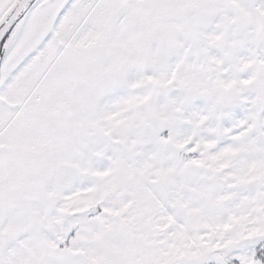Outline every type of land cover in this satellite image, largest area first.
Here are the masks:
<instances>
[{
	"label": "snow or ice",
	"instance_id": "obj_1",
	"mask_svg": "<svg viewBox=\"0 0 264 264\" xmlns=\"http://www.w3.org/2000/svg\"><path fill=\"white\" fill-rule=\"evenodd\" d=\"M0 264H264V0H0Z\"/></svg>",
	"mask_w": 264,
	"mask_h": 264
}]
</instances>
